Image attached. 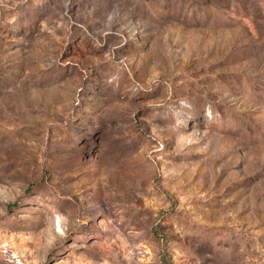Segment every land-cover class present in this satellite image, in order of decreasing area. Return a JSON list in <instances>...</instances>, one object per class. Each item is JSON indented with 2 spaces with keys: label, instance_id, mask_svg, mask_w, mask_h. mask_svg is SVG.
<instances>
[{
  "label": "rangeland",
  "instance_id": "374dc122",
  "mask_svg": "<svg viewBox=\"0 0 264 264\" xmlns=\"http://www.w3.org/2000/svg\"><path fill=\"white\" fill-rule=\"evenodd\" d=\"M0 264H264V0H0Z\"/></svg>",
  "mask_w": 264,
  "mask_h": 264
}]
</instances>
